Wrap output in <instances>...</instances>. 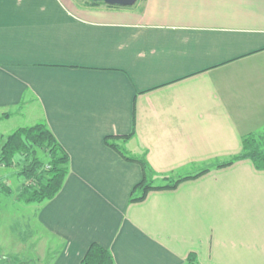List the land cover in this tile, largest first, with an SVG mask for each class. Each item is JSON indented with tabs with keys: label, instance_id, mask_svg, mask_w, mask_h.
<instances>
[{
	"label": "crops",
	"instance_id": "crops-1",
	"mask_svg": "<svg viewBox=\"0 0 264 264\" xmlns=\"http://www.w3.org/2000/svg\"><path fill=\"white\" fill-rule=\"evenodd\" d=\"M3 112L46 122L70 170L9 238L57 246L0 264H81L94 242L116 264H264V168L218 165L264 140V0H0ZM131 133L156 179L187 178L131 201L143 167L105 141Z\"/></svg>",
	"mask_w": 264,
	"mask_h": 264
},
{
	"label": "trees",
	"instance_id": "trees-1",
	"mask_svg": "<svg viewBox=\"0 0 264 264\" xmlns=\"http://www.w3.org/2000/svg\"><path fill=\"white\" fill-rule=\"evenodd\" d=\"M86 1L90 4L105 3L103 1ZM133 134L108 135L105 138L107 144L117 149L127 159L138 161L143 167V179L134 186L131 192V201L143 200L152 189L176 187L187 178L173 179L169 175H162L164 184H156L154 179L160 175L154 171L145 157L129 155L119 142V139H125ZM243 140V153L226 162L219 163V166L232 163L240 158H250L258 168H264V150L258 147L257 135H246ZM0 142V164L12 166L18 158L21 165L19 174L29 180L18 193L19 201L27 204L41 203L52 199L60 191L70 170V157L46 122L41 121L19 127L6 137H1ZM82 264H116V262L108 248L94 242L89 246ZM181 264H196V257L191 255L186 262Z\"/></svg>",
	"mask_w": 264,
	"mask_h": 264
},
{
	"label": "rangeland",
	"instance_id": "rangeland-1",
	"mask_svg": "<svg viewBox=\"0 0 264 264\" xmlns=\"http://www.w3.org/2000/svg\"><path fill=\"white\" fill-rule=\"evenodd\" d=\"M9 117L10 113L8 112L0 113V139L1 137H6L9 133L19 128V126L22 127V125H25L23 122H27L26 124L32 122L27 121V119H18L17 117H13L9 120L6 119ZM261 140V137H257L258 147L264 150V148H262L264 147V140ZM122 146L126 150L123 142ZM128 154L131 155L129 152ZM20 166L18 158H16L12 166L0 164V253H2L1 257L5 256L3 257L5 259L2 258L5 261H7L10 254H15L16 252L21 255L24 260L35 258L37 261L38 256L43 257L44 250H47L50 246L52 248L57 246L55 238L46 231H39V238L38 233L35 232L34 239L29 240V243L25 242V244L28 243V248L23 245V247L19 249L11 240L9 241L13 233H15L14 237L17 238L20 235H25L27 231H30L33 221H35L32 215L37 210V208H34L35 206H27V203L21 202L17 198L23 185L29 182L25 176L19 174ZM156 177L154 179L156 184H164L162 178L156 179ZM176 177H173V179ZM33 204H38V202H34ZM6 238L8 240H6ZM31 241H34L35 244L34 250L32 249ZM39 264H50V262L46 263L42 261Z\"/></svg>",
	"mask_w": 264,
	"mask_h": 264
},
{
	"label": "water",
	"instance_id": "water-1",
	"mask_svg": "<svg viewBox=\"0 0 264 264\" xmlns=\"http://www.w3.org/2000/svg\"><path fill=\"white\" fill-rule=\"evenodd\" d=\"M91 1H103L108 5L129 6V5H133L138 0H91Z\"/></svg>",
	"mask_w": 264,
	"mask_h": 264
}]
</instances>
